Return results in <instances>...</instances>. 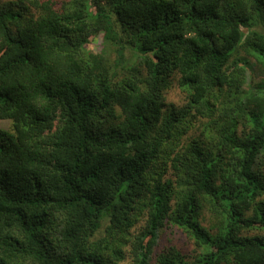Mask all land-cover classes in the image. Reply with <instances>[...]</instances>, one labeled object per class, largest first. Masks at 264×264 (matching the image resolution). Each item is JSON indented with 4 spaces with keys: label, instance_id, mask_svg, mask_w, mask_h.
Listing matches in <instances>:
<instances>
[{
    "label": "trees",
    "instance_id": "16d2710c",
    "mask_svg": "<svg viewBox=\"0 0 264 264\" xmlns=\"http://www.w3.org/2000/svg\"><path fill=\"white\" fill-rule=\"evenodd\" d=\"M0 119V264H264V0H0Z\"/></svg>",
    "mask_w": 264,
    "mask_h": 264
},
{
    "label": "rangeland",
    "instance_id": "374dc122",
    "mask_svg": "<svg viewBox=\"0 0 264 264\" xmlns=\"http://www.w3.org/2000/svg\"><path fill=\"white\" fill-rule=\"evenodd\" d=\"M123 37V34H121ZM124 43L126 42V37H123ZM101 43V39L98 34L90 36L89 43L87 47L91 50L93 53H100L99 46ZM107 62L112 66H116L115 62L117 59V52L109 46V52L106 54ZM125 58L126 60L133 59L135 67L139 68V58H134L133 53L129 50L125 51ZM141 69V68H140ZM143 70V69H141ZM116 71L118 73V77L121 78L126 74V71L128 69L124 68L121 69L120 65L116 67ZM145 73V70H144ZM177 75L172 76V84L168 89L164 90L163 93V100L166 103V105H174L176 107L184 106L186 103V93L181 90L177 83ZM260 77H256L255 80H259ZM247 87V86H246ZM212 121L204 118V117H196L195 119H192V128L188 134H185L181 136V144L187 145L188 141L192 138H195L201 142V144L206 145L209 138L210 133L212 132L213 125L211 123ZM0 128L9 129L12 130V122L9 119H0ZM211 215L208 212H205L204 218L202 220L203 225H210L211 221ZM142 223L137 224L135 227L131 229V231H135V233L139 232L140 226ZM161 236L159 238L158 243L153 248V256L154 260L152 261L153 264L155 263L156 255H159L160 253L164 251H168L170 247H175L182 255H184V259L187 261H192V257L195 256L197 253H199V248L196 246L193 239H191L183 230H180L179 228L173 227V226H165L162 228ZM249 234H256L258 231H248ZM104 234L103 232L100 233L98 236ZM130 250V245L126 246V252ZM131 253L129 256L126 257L125 260L121 261L119 264H132V256Z\"/></svg>",
    "mask_w": 264,
    "mask_h": 264
}]
</instances>
